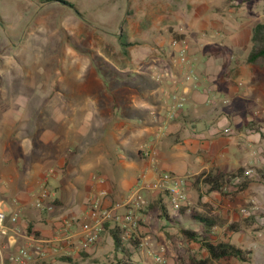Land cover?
<instances>
[{
	"label": "rangeland",
	"instance_id": "obj_1",
	"mask_svg": "<svg viewBox=\"0 0 264 264\" xmlns=\"http://www.w3.org/2000/svg\"><path fill=\"white\" fill-rule=\"evenodd\" d=\"M65 1L68 4L45 0H0V156L2 149H9L28 155L30 161H47L43 175L48 179L56 173L49 169L53 160L64 156L68 163L59 172L67 178L73 177L71 175L75 178L79 174L76 168L81 163H88L90 167L89 172L80 174L86 182L94 175L105 176V168L111 171L112 166L107 161L113 155V148L119 154H124V150L128 154L138 137L130 134L126 149L120 145L114 146L113 131H117L116 128L112 131L111 126L117 118L116 107L120 106L123 111L119 114L120 119L126 120L125 112L132 113L129 103L134 105L139 94L145 96L147 92L152 95L149 89L155 86L152 80L145 85L144 79L134 77L131 59L141 63L137 67L141 72L150 73V67L156 71V75L168 70L165 69L166 64L160 66L164 65L161 59L152 57L144 45L145 33L152 28V18L161 13L163 18L168 17L170 29L180 27L188 33L189 36L185 35L189 37L190 44L206 42V51H219L211 44L212 40L217 44L221 41L219 29L232 31L238 44L226 47L225 57L227 65L234 60L241 67L236 73L241 77V82L237 86L239 96L234 98L231 106L251 118L250 121L264 124V72L246 62V55L251 48L252 27L264 18V0ZM213 28L217 29V34L213 33ZM206 30L207 34L204 35ZM125 42L133 43V54L123 51L122 44ZM100 67L109 73L103 74ZM114 75L121 77L115 80ZM126 80H133L131 86L125 85L130 83ZM142 100L143 97L138 106L142 105ZM12 110L21 113L20 120L13 125L4 120L6 112ZM90 111L92 118L89 120V130L82 135L80 129L88 121L85 117ZM17 136L21 142L25 138V142L17 146H5L12 137ZM42 139L47 142L44 143ZM27 164L23 162L22 167L26 168ZM261 169L264 167L258 170L254 168V175ZM114 170L116 172L117 169ZM262 172L260 176H263ZM162 174L160 172L157 177ZM1 175L0 172V185L3 184ZM107 178L114 182L113 175ZM258 180L264 183L262 178ZM185 181L189 203L183 205L181 210L170 207L171 198L164 190L155 193L143 191L141 195L145 204L135 209L140 218L135 227L123 225L125 222L121 219L130 208L128 205L123 206L116 213L120 219L106 222L89 250L79 249L76 254L61 251L50 258L34 254L33 263L116 264L124 259L131 264H192V259H203L207 252L199 243L190 241L182 230L200 231L198 224L191 218L196 212L201 215H220V211H223L225 221H243L244 217L239 215L238 220H235L233 215L239 214L241 207L249 205L247 194H233V185L237 182L235 179L225 187L228 195L213 194L216 198L213 196L202 204L201 192H206V189L197 190L196 186L200 185H195L194 178ZM130 193H111L115 199H109L110 203L104 202V206L125 203ZM66 194L70 197L73 195L72 191H66ZM77 195L69 200H75ZM159 195H164L170 213L169 220L161 217L157 208L150 207ZM81 196V204L86 206L89 213L90 202L96 194L90 198L89 194L83 192ZM2 198L4 194L0 189ZM77 206L75 204L74 209ZM117 226L124 229L123 239L130 250L129 258L115 250L111 231ZM223 226L219 225L220 230L214 240L230 242L251 251L252 260L242 262L228 258L215 264H264V226L255 222L238 232H230L228 226L223 230ZM35 234L40 238L37 232ZM131 239L138 242L136 247L130 245ZM43 250H46V244Z\"/></svg>",
	"mask_w": 264,
	"mask_h": 264
},
{
	"label": "crops",
	"instance_id": "obj_2",
	"mask_svg": "<svg viewBox=\"0 0 264 264\" xmlns=\"http://www.w3.org/2000/svg\"><path fill=\"white\" fill-rule=\"evenodd\" d=\"M167 18H163L162 13L160 16L152 18V28L145 33L144 45L150 50L152 57L161 59L160 61L164 65L160 66L164 67L166 64L167 68L165 69L168 70L163 74L158 72L159 75H156V71H152L151 67L150 73L141 72L137 68L141 63L137 61L136 63L131 59L134 77L144 79L145 85L152 80L155 86L149 89L150 93H153L152 95L146 91L145 96L138 93L140 97L135 100L136 103L134 105L129 103L132 113L125 112L126 120L120 119L119 114L123 111L120 110V106L116 107L117 118L111 126L112 131L115 128L117 131H113L114 146L120 145L126 149L130 134L138 137L133 149L128 150V154L125 150L124 154H119L113 148V155L107 161L112 166V168L108 166L111 171L105 168L103 170L105 176L96 175L104 178L110 177V175L114 176V182L107 180L109 195L108 198H105L104 202L106 203H110L112 198L115 199L110 195L111 193L117 192L120 195H126L141 181L152 185V182L157 181L160 172H170L182 179H187L214 170L234 173L241 167H244L246 171L250 168L258 170L264 167V138L258 133L249 131V128L243 127L244 122L250 121L251 118L231 106L234 98L239 96L237 86L241 82V77L236 73L241 67H238L234 60H231L227 65L224 50L226 47L238 44L236 37L230 29H219L221 30L218 33L221 41L218 44L215 40L211 41V44L219 48V51L212 49L206 51L204 48L206 42H201L198 45L190 44L187 39L189 38L188 33L182 31L180 27L174 30L170 29ZM205 32L207 30L203 32L204 35L207 34ZM217 32V29L213 28V33L217 34ZM174 34L184 35V39L177 40L184 41L188 45V58L198 76L196 88L183 81L185 68L173 65L171 62L176 56L175 47L172 45V41L175 39ZM214 34L212 36L217 37ZM127 49V54H133L134 46H127ZM145 75L146 78H144ZM119 77L121 76L116 75L115 80ZM128 82L130 83L127 86H131L133 80ZM135 89L138 92L136 87ZM174 93L177 94V100L180 99L183 103V108L177 117L171 119L167 116V111L175 103L173 101ZM142 97L144 101L142 100V105L138 106ZM145 104L148 107H144ZM90 113L92 112L90 111ZM146 113L150 117H147ZM4 118L7 124L13 125L20 120L21 113L15 110L8 111ZM88 126L89 120L84 122L80 129L82 135L88 132ZM228 128L232 130L231 133H225V129ZM22 140L25 142V138ZM42 140L44 143L47 142H45L46 139ZM23 142L19 136L12 137L5 146H17ZM143 145L147 150L149 149V157L144 156L139 150L144 148ZM19 162L29 164L23 168ZM40 162L39 160L30 161L26 154L2 149L0 172L3 184L0 185V189L3 190L4 198L2 199L6 201L9 212L17 213L22 225L32 227L40 238L48 241L45 243L46 250L44 252L48 258L61 251L76 254L79 249L89 250L91 243L87 242L82 231V227L89 224V213L86 206L81 204V194L87 193L91 198L94 194L97 195L98 186L94 182L93 176L88 182L80 176V174L90 171L88 163H81L76 168L79 176L74 178V175H71L73 177L67 178L59 172L61 167L68 163L66 156L53 160V165L49 169L55 170L56 173L51 178L49 177L46 187L49 192L54 194L55 201H53V210L48 211L37 209L31 197V193H37L44 184L43 168L47 161L46 163ZM114 168L117 169L116 172ZM262 171V175H264V169ZM256 177L242 193L247 194L246 201L248 203L255 202L264 209V183H259V177ZM256 184L258 187H251ZM203 188L202 184L196 186L197 190L203 191ZM66 191H72L71 197L78 194L77 198L69 200L71 197L66 194ZM144 191L155 193L157 190L145 189ZM201 193V203L205 204L213 196L216 198V195L213 194L218 192ZM75 204L79 205L76 209H74ZM234 214L235 220H238L239 214ZM203 215L218 216L224 219L223 211H220V215L212 213ZM64 220L72 222L71 237L65 236L61 231V223ZM229 223L228 221L223 228H226ZM218 232L213 233L212 227L213 240ZM31 264H34L33 261Z\"/></svg>",
	"mask_w": 264,
	"mask_h": 264
},
{
	"label": "built area",
	"instance_id": "obj_3",
	"mask_svg": "<svg viewBox=\"0 0 264 264\" xmlns=\"http://www.w3.org/2000/svg\"><path fill=\"white\" fill-rule=\"evenodd\" d=\"M172 45L175 47L176 56L172 59L173 65H179L185 68L183 81L191 84L194 88L198 86V76L195 69L191 65L188 58V45L181 40L174 39ZM173 101L175 102L169 107L167 116L174 119L183 108V103L177 100V94H173ZM260 134L264 137V124H261L259 130H249ZM230 128L225 129V133H231ZM141 152L144 156L149 157L150 151L142 148ZM247 176L254 175L253 169H247L245 172ZM239 179V178H238ZM237 179V180H238ZM93 180L98 186L97 195L91 200L89 206V224L82 227L83 234L86 236L88 243L97 240L100 231L104 228V224L112 219L119 220L120 217L116 214L117 210L123 206H130L127 214L121 219L125 222L123 225L135 227L140 218L135 213V209L140 208L145 204L141 193L145 189L150 190H164L166 195L171 198L172 209L179 211L183 205L189 203V197L186 193V181L170 172H164L157 178V181L152 185H147L145 181H141L131 191L125 203H117L112 207L104 206V199L109 195L108 182L103 176H93ZM48 178L44 179V184L40 190L31 193L37 209L53 210V201H55L54 194L49 192L46 187ZM4 200L0 199V264H31L34 254L44 255L43 246L46 242L42 238H38L33 233L27 232V225H22L19 215L17 213H10ZM239 215L244 218H254L255 222L264 226V209L257 203L250 202L248 206L239 209ZM72 222L64 220L61 223V231L65 236L71 237ZM226 228H223V230ZM220 230L219 226H213V233ZM125 239V238H124Z\"/></svg>",
	"mask_w": 264,
	"mask_h": 264
},
{
	"label": "trees",
	"instance_id": "obj_4",
	"mask_svg": "<svg viewBox=\"0 0 264 264\" xmlns=\"http://www.w3.org/2000/svg\"><path fill=\"white\" fill-rule=\"evenodd\" d=\"M45 2H61L63 4H68L65 0H45ZM175 39H184V35L174 34ZM251 48L247 55L246 62L249 65L258 67L264 72V18L257 22L251 30ZM123 43V51L127 54V47L131 46L133 43ZM103 74L109 72L106 71L104 67H100ZM115 77V75H114ZM117 79V78H116ZM123 79V78H122ZM129 81V80H126ZM128 85V83H126ZM261 124L256 121H245L243 127L249 128L250 130H259ZM246 169L244 167L239 168L234 173H225L219 170L210 171L207 173H201L194 177L195 185L202 184L206 189L207 193L218 192L221 195H228L225 191V187L228 186L235 179L239 178L237 182L233 185L235 191L233 194H239L244 192L254 178L258 176L262 181H264V175L260 176L257 172L254 176H247L245 174ZM257 178V177H256ZM166 194V193H165ZM151 208H157L160 211V216L166 220L170 219V213L168 205L165 202L164 195H159L158 198L150 205ZM182 209V208H181ZM180 209V210H181ZM198 224L200 231L183 229L182 233L190 240L199 243L200 247L207 252V256L203 259H192V264H215L218 261L228 258H235L242 262H249L251 260L252 252L249 250L242 249L237 245L226 242V241H214L212 238V227L215 225H225L227 221L218 216H204L199 213H195L191 217ZM254 218H245L243 221H236L228 224V229L230 232H238L245 229L248 225L254 224ZM28 233H33L32 227L28 226ZM111 235L114 242V247L117 252L126 254L130 257V250L125 246V241L123 239L124 229L120 227H115L111 231ZM130 245L137 246L138 242L135 239H131ZM128 257V258H129ZM116 264H131L130 261L119 260Z\"/></svg>",
	"mask_w": 264,
	"mask_h": 264
},
{
	"label": "clouds",
	"instance_id": "obj_5",
	"mask_svg": "<svg viewBox=\"0 0 264 264\" xmlns=\"http://www.w3.org/2000/svg\"><path fill=\"white\" fill-rule=\"evenodd\" d=\"M144 107H148V105H143ZM92 118V113H88L87 116L85 117L86 120H91Z\"/></svg>",
	"mask_w": 264,
	"mask_h": 264
}]
</instances>
